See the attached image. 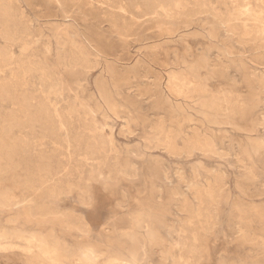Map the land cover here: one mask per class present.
<instances>
[{"label":"rangeland","instance_id":"rangeland-1","mask_svg":"<svg viewBox=\"0 0 264 264\" xmlns=\"http://www.w3.org/2000/svg\"><path fill=\"white\" fill-rule=\"evenodd\" d=\"M0 12V264H264V0Z\"/></svg>","mask_w":264,"mask_h":264},{"label":"bare ground","instance_id":"bare-ground-1","mask_svg":"<svg viewBox=\"0 0 264 264\" xmlns=\"http://www.w3.org/2000/svg\"><path fill=\"white\" fill-rule=\"evenodd\" d=\"M200 2V1H199ZM201 3V2H200ZM239 3H240V1H239ZM241 4V3H240ZM207 6V5H206ZM6 8V7H5ZM198 9V8H197ZM192 10V9H191ZM204 10V9H203ZM206 10H208V9H206ZM245 10V9H244ZM5 11V10H4ZM190 11V10H189ZM251 11V10H250ZM186 12H188V11H186ZM194 12H195V8H194ZM197 12H199V11H197ZM203 12V11H202ZM245 12V11H244ZM1 13V12H0ZM4 13V12H3ZM191 13H193V12H191L190 11V14ZM167 14V13H166ZM171 14V13H170ZM185 14V13H184ZM200 14V13H199ZM182 15V14H181ZM197 15V14H196ZM195 15V16H196ZM213 15V14H212ZM212 15H210L211 17H212ZM254 15H255V13H254ZM253 15V16H254ZM6 16V15H5ZM183 16V15H182ZM185 16H186V14H185ZM192 16V15H191ZM14 17V16H13ZM16 17V16H15ZM184 17V16H183ZM182 17V18H183ZM172 18V17H171ZM170 18V19H171ZM181 18V17H180ZM191 18H193V17H191ZM168 19V18H167ZM202 21H206V18H203V19H201ZM245 20V19H244ZM243 20V21H244ZM242 21V22H243ZM173 24V23H172ZM190 24H191V22H190ZM222 24V23H221ZM175 25V24H174ZM224 26V25H223ZM245 28V27H244ZM257 28V27H256ZM15 30H17V29H15ZM256 30V29H255ZM260 30H262V29H260ZM221 31V30H220ZM231 32V31H230ZM260 32V31H259ZM224 33H225V30H224ZM203 34V33H202ZM230 34V33H229ZM257 34V33H256ZM203 35H205V34H203ZM231 35H232V33H231ZM235 35V34H234ZM238 35H239V33H238ZM226 36H228V35H226ZM240 36V35H239ZM260 36V35H259ZM256 37V36H255ZM254 38V37H253ZM12 39V38H11ZM171 40V39H170ZM239 40H240V37H239ZM228 41V40H227ZM234 41V40H233ZM237 41V40H236ZM235 41V42H236ZM241 41H242V39H241ZM208 42V41H207ZM232 42V41H231ZM238 42V41H237ZM236 42V43H237ZM12 43V42H11ZM234 43V42H233ZM241 44V43H240ZM57 45V44H56ZM219 46V45H218ZM237 46V45H236ZM241 45H239V47H240ZM220 47V46H219ZM239 47H237V48H239ZM253 47V46H252ZM256 47V46H255ZM227 48V47H226ZM254 48V47H253ZM60 49H61V47H60ZM59 49V50H60ZM186 50H190V52H191V54L189 55V56H191L192 55V51H191V48L188 46V45H186ZM197 50L201 53V54H203V57H206V54H207V50H208V46L207 45H203V47H201V48H197ZM211 50V49H210ZM242 50V49H241ZM241 50H239V51H241ZM58 51V50H57ZM225 52H227V51H225ZM238 52V51H237ZM227 53H229V52H227ZM236 53V52H235ZM241 53V52H240ZM6 54V53H5ZM10 54V53H9ZM8 54V55H9ZM238 55V54H237ZM3 56V55H2ZM4 56H6V55H4ZM6 57H8V56H6ZM231 57V56H230ZM234 57V56H233ZM3 59V58H2ZM228 59V58H227ZM251 59V58H250ZM184 61V60H183ZM2 62V61H1ZM17 62H19V61H17ZM175 62H177V61H175ZM235 62V61H234ZM251 62V61H250ZM187 63V62H186ZM193 63V62H192ZM230 63V62H229ZM236 63V62H235ZM3 64V63H2ZM20 64V63H19ZM226 64V63H225ZM231 64H233V63H231ZM24 65V64H23ZM230 65V64H229ZM234 65V64H233ZM232 65V66H233ZM241 65H243V63L241 64ZM3 66V65H2ZM248 67V66H247ZM222 68V67H221ZM233 68V67H232ZM14 69V68H13ZM229 69V68H228ZM198 70V69H197ZM230 70V69H229ZM25 71H27V70H25ZM237 71V70H236ZM235 71V72H236ZM186 72V71H185ZM250 74H251V72H250ZM253 75H255V74H253ZM197 76V75H196ZM225 76V75H224ZM251 77V76H250ZM250 77H241V82H245V83H247V82H249V80H250ZM255 77V76H254ZM253 77V78H254ZM170 80L172 81V83H174V84H177V85H179V84H183V78H180V77H177V76H174V75H172V76H170ZM256 82V81H255ZM195 84V83H194ZM197 84H198V82H197ZM256 84V83H255ZM184 86H186V85H184ZM4 88V87H3ZM4 90V89H3ZM79 93L80 94H82V95H85L88 99H90L91 100V102H93L94 104H96V102H95V100H94V98L91 96V94H89V92L87 91V88L83 85V84H79ZM225 96V95H224ZM229 97V96H228ZM227 97V98H228ZM218 98V97H217ZM221 101V100H220ZM219 101V102H220ZM226 101V100H225ZM225 113V112H224ZM130 120V119H129ZM131 127H133V126H131ZM191 130V129H190ZM192 131V130H191ZM199 131V130H198ZM223 132V131H222ZM188 136V135H187ZM198 136V135H197ZM224 137V136H223ZM200 139V138H199ZM223 139V138H222ZM252 142V141H251ZM186 143H187V141H186ZM204 145V144H203ZM205 146V145H204ZM230 146V145H229ZM253 147V146H252ZM254 149H256V148H254ZM209 151V150H208ZM256 151V150H255ZM157 176H158V178H159V180L165 185V186H168L169 184H171L173 181H171L170 179H168L167 178V176L165 175V173H164V171H162V170H157ZM50 180V179H49ZM192 181V180H191ZM253 184V183H252ZM89 188V187H88ZM155 191V190H154ZM177 192V191H176ZM80 193V192H79ZM221 195V194H220ZM73 196V195H72ZM223 197V196H222ZM222 197H220V198H222ZM227 201V199L226 198H223L222 200H221V203H224V202H226ZM219 204V203H218ZM24 207V206H23ZM22 208V206L21 205H18L17 207H16V209H17V211L18 210H20ZM24 209V208H23ZM27 209V208H26ZM217 213H219V212H217ZM221 214V213H220ZM24 216V215H23ZM17 217V216H16ZM26 218L27 219H29V217L28 216H26ZM50 218V217H49ZM52 218V217H51ZM142 216L141 215H136V216H134L133 217V220H132V223L133 224H135V225H137L141 220H142ZM13 219V218H12ZM31 219V218H30ZM47 220H48V217H47ZM27 222V221H26ZM235 222H241L242 224H244V225H246V226H248L249 227V225L246 223V222H242L238 217H236V216H234V215H232L231 217H230V219H229V221H228V223L230 224V223H235ZM260 227V229H262V230H264V223H261V225L259 226ZM72 236H74L75 237V239L77 240V241H79V242H81V243H91L92 241H93V243L95 242V244L97 243L99 246L101 245V243H99V242H97V241H94V240H92L91 239V234H92V229H88L86 232H80L79 230H77L75 227H73V226H71V225H66L65 227H64ZM82 229V228H81ZM100 229H101V231H102V233H103V235H105V236H107V235H109V234H111L113 231H114V227L111 225V224H109V223H104L103 225H101L100 226ZM171 232L168 230V229H163L161 232H160V235L162 234V235H167V234H170ZM148 235H149V237H150V239H152V240H154L155 238H158L159 237V233H155V232H150V233H148ZM96 236V235H95ZM144 236V235H143ZM34 238V237H33ZM144 238V237H143ZM244 238V242H247L248 240H247V238H246V236L245 237H243ZM139 243V242H138ZM165 243H166V239L164 238V239H162V241H161V243H156V244H154L158 249H161L162 247H163V245H165ZM252 244V243H251ZM96 247V246H95ZM124 248H126V247H124ZM260 248H264V242H262V241H254V245H253V250H257V249H260ZM163 250V249H162ZM30 253V252H29ZM35 253V252H34ZM164 253V252H163ZM43 255V256H46V255H48L49 253H48V251L46 250V249H43L42 250V252H41V250L39 251V255ZM52 254H54V253H52ZM105 255V254H104ZM204 256V255H203ZM33 257V256H32ZM120 264V263H119Z\"/></svg>","mask_w":264,"mask_h":264}]
</instances>
